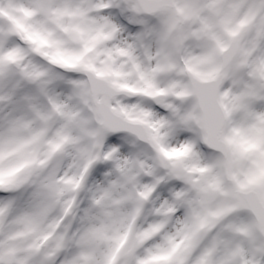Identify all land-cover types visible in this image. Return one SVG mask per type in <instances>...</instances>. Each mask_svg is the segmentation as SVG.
Segmentation results:
<instances>
[{
  "label": "clouds",
  "instance_id": "clouds-1",
  "mask_svg": "<svg viewBox=\"0 0 264 264\" xmlns=\"http://www.w3.org/2000/svg\"><path fill=\"white\" fill-rule=\"evenodd\" d=\"M0 264H264V0H0Z\"/></svg>",
  "mask_w": 264,
  "mask_h": 264
}]
</instances>
